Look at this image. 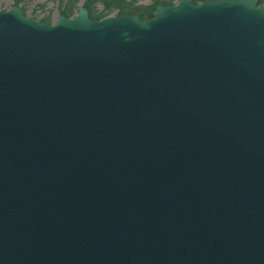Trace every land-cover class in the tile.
<instances>
[{
	"label": "water",
	"instance_id": "obj_1",
	"mask_svg": "<svg viewBox=\"0 0 264 264\" xmlns=\"http://www.w3.org/2000/svg\"><path fill=\"white\" fill-rule=\"evenodd\" d=\"M197 1L0 11V264H264V4Z\"/></svg>",
	"mask_w": 264,
	"mask_h": 264
},
{
	"label": "rangeland",
	"instance_id": "obj_2",
	"mask_svg": "<svg viewBox=\"0 0 264 264\" xmlns=\"http://www.w3.org/2000/svg\"><path fill=\"white\" fill-rule=\"evenodd\" d=\"M131 7L135 8H150L154 6V0H124ZM169 2L171 4H176L177 0H161ZM200 1V0H199ZM198 1V2H199ZM87 0H77L76 10L74 15L79 11L80 8L84 7ZM14 5H18L23 11L26 17L31 18L36 21L48 22V24H55L58 20L60 14H63L65 9V2L62 0H22L16 3L15 0H0V11H9ZM94 11L96 14H102L104 12V5L99 3L95 6ZM118 11L115 10L111 13L112 15H117Z\"/></svg>",
	"mask_w": 264,
	"mask_h": 264
},
{
	"label": "trees",
	"instance_id": "obj_3",
	"mask_svg": "<svg viewBox=\"0 0 264 264\" xmlns=\"http://www.w3.org/2000/svg\"><path fill=\"white\" fill-rule=\"evenodd\" d=\"M16 3L21 2L22 0H15ZM261 3H264V0H260ZM65 2V9L63 13L67 17H72L76 10V2L77 0H62V3ZM104 5V12L102 14H96L94 8L97 4ZM157 5L171 6L173 4L161 0H154V6L150 8H133L130 4H128L124 0H87L84 7L89 12V17L92 20L99 21L103 18H106L111 15V13L115 10L118 11L119 15H140L143 19H147L150 17L151 13L155 9ZM48 23V22H46Z\"/></svg>",
	"mask_w": 264,
	"mask_h": 264
}]
</instances>
